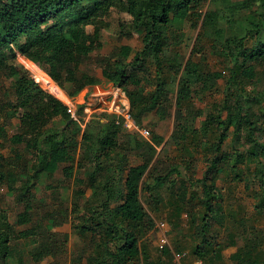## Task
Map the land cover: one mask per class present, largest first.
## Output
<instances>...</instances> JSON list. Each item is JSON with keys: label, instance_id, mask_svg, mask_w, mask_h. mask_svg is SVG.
Returning <instances> with one entry per match:
<instances>
[{"label": "trees", "instance_id": "1", "mask_svg": "<svg viewBox=\"0 0 264 264\" xmlns=\"http://www.w3.org/2000/svg\"><path fill=\"white\" fill-rule=\"evenodd\" d=\"M113 9L130 16L121 22L119 36L131 38L139 32L141 45L133 54L121 48L99 55L96 65L112 73L113 84L128 97L139 125L151 113L159 121L174 116L181 152L193 148L204 153L202 178L194 177L190 164L185 166L187 175L180 163L157 157V146L163 142L160 134L153 133L151 140L126 134L115 114L104 112V124L100 117L82 129L63 102L27 70L15 67L18 56L34 62L75 99L100 82L86 66L91 44L102 48L100 32ZM187 27L198 30V35L182 65L180 49ZM206 55L215 57L222 69L213 71L196 59ZM262 72L264 0H0V74L14 78L15 102L8 106L15 110L10 118L22 111L19 132L9 139L18 147L9 157L0 152V185L23 208L11 222L0 206V264H42L47 258L62 257L70 235L51 227L63 225L71 214L82 246L71 264H167L140 243L156 225L149 210L158 213L166 196L172 198V231L180 230L181 216L188 214L195 260L224 264V248L242 241L235 264H264V230L253 227L255 232L247 235L235 229L229 241L220 244L213 215L224 200L217 177L225 169L239 181L251 173L258 187L256 209L264 208ZM221 80L223 96L212 98ZM195 101L205 107L196 108ZM56 118L61 127L50 126ZM230 136L231 152L224 149ZM20 146L30 153L29 159L23 160ZM63 160L77 163L87 173L75 180L70 210L59 208L38 217L35 191L41 181L36 175L55 174ZM182 251L167 244L162 254L173 264L175 253Z\"/></svg>", "mask_w": 264, "mask_h": 264}, {"label": "rangeland", "instance_id": "2", "mask_svg": "<svg viewBox=\"0 0 264 264\" xmlns=\"http://www.w3.org/2000/svg\"><path fill=\"white\" fill-rule=\"evenodd\" d=\"M130 16L125 13H120L113 9L109 18L105 19V25H107L100 32V40L102 42V48L98 50L97 43L91 44V55L89 57V63H87L86 69L95 74L99 78V84L95 86H89L85 88L75 99H73V106L77 110V116L79 117V124L81 125L89 116V122H97L100 117H104V112H106V107L95 106L88 107V103L95 105L98 102V98L102 95H106L112 92L117 86L113 84V75L110 72H104L101 67L96 65V59L98 56H109L115 51L122 49H127L132 52V54L140 47L139 32H136L131 38H121L119 36L120 24L121 22H128ZM89 32H93V27L89 26L87 28ZM186 42L180 49L179 62L184 65L189 59L193 44L197 39L198 30L187 27L185 30ZM196 59L200 60L206 68H210L213 71L221 70L222 68L217 63V60L212 55L199 56ZM14 65L18 70H27L32 76L35 73L38 74L37 79L41 81L39 76V71L44 73L45 76L53 81L45 70L41 69L34 62L18 56L14 60ZM202 64V66H203ZM120 66L121 63L119 64ZM262 74V75H261ZM261 78L264 79V72H262ZM44 78V76H43ZM14 78H7L5 75L0 74V152L5 156L9 157L14 154L13 149L18 146H14L10 142V138L19 132L20 121L19 117L21 115V110L18 111L17 115L10 118V114L13 112L14 107L8 106L9 103L14 104L15 96L12 92L11 86ZM54 82V81H53ZM55 83V82H54ZM53 85V83H51ZM218 93L212 98H221L223 96L222 90L224 89V81L219 82ZM262 86L260 85L259 88ZM99 96V97H98ZM209 97L207 100L211 101L212 98ZM66 101V100H65ZM196 108H204L205 103L195 101ZM74 107L72 109H74ZM89 109L88 111H86ZM111 114V113H110ZM106 118H103L101 122L104 124ZM93 120V121H92ZM61 127L63 123L60 119L56 118L50 123V126ZM199 126V124H197ZM142 126L150 130L151 135L153 133H158L163 137V142L161 145L157 146V157L160 160L168 161V159L173 163H180L182 170L187 173L185 166L190 164L194 173V177L202 178L205 171L206 162L204 153L200 150L189 149L181 152L180 141L174 136L175 129V119L174 116L169 117L165 121H159L154 115L149 114L142 123ZM123 132L128 134L126 128ZM132 133V132H131ZM133 134V133H132ZM137 137H141L135 135ZM142 138V137H141ZM205 138V137H204ZM151 140V137L150 139ZM233 138L230 136L224 145L226 151H232ZM20 155L23 160L29 159L30 153L20 146ZM66 150L62 151V156H65ZM77 158H79L77 156ZM134 160V159H133ZM78 161V159H77ZM184 167V168H183ZM88 170V169H87ZM86 171L80 169L77 163L70 161H60L59 168L55 174L44 177L41 172L37 173L36 177L40 179L41 183L36 188V209L38 217L47 215L50 211L56 209L70 210L72 207L73 193L76 188L75 180L77 178H84ZM251 173H246L243 176V180L239 181L231 174L229 169L223 170L218 174L217 184L223 190L224 200L216 205V211L213 215L217 217V221L214 225V229L219 232V236H215V240L221 242L220 244H226L229 241L228 235L235 229L239 232H244V234H253L255 231L253 227L257 229L264 230V208L262 206L260 211L256 209L257 200L256 192L258 191L257 183H252ZM250 179L248 180V178ZM200 192V191H199ZM90 191L87 192L90 195ZM167 195V194H166ZM172 198L166 196L165 201L160 206L159 212H151V215L155 219V227L148 231L141 238V247L145 249L153 258H161L168 264V258L162 254L163 247L160 246L161 230L159 226L164 224L166 231V236L168 240V247L174 248L178 245L183 249V253L186 256L182 259V264H194L195 262L202 261L195 260L192 255V247L195 245V239L192 235L193 231L189 225V218L187 213H183L180 219L181 228L178 231H172L169 220L174 222V217H171ZM195 204V202H194ZM0 206L5 209L9 216L11 222L16 220V215L22 211V206L19 205L9 193L5 185H0ZM147 209L148 206L145 204ZM214 216V217H215ZM75 214H71L69 221L63 225L57 227H51L54 232L68 233L70 235L68 250L63 256L56 258H47L42 264H49L51 262H56L58 264H71V260L76 253L82 248L80 239L78 235L73 230ZM244 241V238H243ZM242 243V241H240ZM227 248H224V250ZM223 250V251H224ZM171 263H174V258H172Z\"/></svg>", "mask_w": 264, "mask_h": 264}, {"label": "built area", "instance_id": "3", "mask_svg": "<svg viewBox=\"0 0 264 264\" xmlns=\"http://www.w3.org/2000/svg\"><path fill=\"white\" fill-rule=\"evenodd\" d=\"M38 74L32 76L34 81L38 83L47 93L53 95L55 98L63 102L67 107L70 113V116L74 119L79 121V117L77 116V110L73 106L72 102L73 99L68 97L67 94L58 86V84L54 83L50 80V82H43L44 79L41 81L37 79ZM45 77V76H44ZM53 83V85L51 84ZM99 97V96H98ZM66 100V101H65ZM95 106H102L106 107V112L115 114L117 116L118 122L124 126L128 131H131L134 134H138L139 136L149 140L151 137V132L147 128L139 125L133 115L131 113L130 101L126 94L122 91L121 88L117 87L112 92H109L106 95H102V98H98L97 104H89L88 107H95ZM74 107V109H72ZM87 109L86 111H88ZM89 116L82 124L83 128L89 122ZM161 230V237H160V246L163 247L164 245L168 244L166 229L164 228V224L159 226ZM186 256L185 253L177 252L174 256V263L175 264H182V259ZM195 264H200V262H196Z\"/></svg>", "mask_w": 264, "mask_h": 264}, {"label": "crops", "instance_id": "4", "mask_svg": "<svg viewBox=\"0 0 264 264\" xmlns=\"http://www.w3.org/2000/svg\"><path fill=\"white\" fill-rule=\"evenodd\" d=\"M241 245L242 243L238 242L237 245L228 247L223 251L222 256L224 264H235L236 260H239L241 258V253L239 252V247Z\"/></svg>", "mask_w": 264, "mask_h": 264}, {"label": "bare ground", "instance_id": "5", "mask_svg": "<svg viewBox=\"0 0 264 264\" xmlns=\"http://www.w3.org/2000/svg\"><path fill=\"white\" fill-rule=\"evenodd\" d=\"M39 76H40V79H44L43 82H49V78L47 76L44 75V73H42L41 71H39ZM43 76H45L43 78Z\"/></svg>", "mask_w": 264, "mask_h": 264}]
</instances>
